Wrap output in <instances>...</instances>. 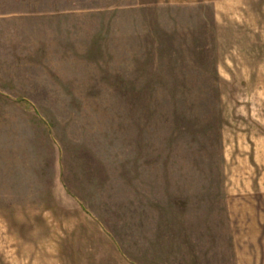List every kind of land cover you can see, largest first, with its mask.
I'll list each match as a JSON object with an SVG mask.
<instances>
[{"label":"rangeland","instance_id":"obj_1","mask_svg":"<svg viewBox=\"0 0 264 264\" xmlns=\"http://www.w3.org/2000/svg\"><path fill=\"white\" fill-rule=\"evenodd\" d=\"M23 65L52 103L0 109V264H264V0H0Z\"/></svg>","mask_w":264,"mask_h":264},{"label":"crops","instance_id":"obj_2","mask_svg":"<svg viewBox=\"0 0 264 264\" xmlns=\"http://www.w3.org/2000/svg\"><path fill=\"white\" fill-rule=\"evenodd\" d=\"M39 60L41 62H45V54H43V58ZM27 67L28 65H23L18 69H12V75L8 74L3 76L4 80L0 81V109L19 111L17 119H14L23 121L21 123L22 126H25V129L23 130H25V133L29 135V130H27L26 128L28 127L31 130L32 125L31 122H28L31 117L29 113H27V110L50 109L52 103V93L48 84L46 85V75L44 73L45 71L35 72L33 75L31 74V72H29V70H26ZM29 74L32 76H29ZM5 78H7V80H5ZM31 78L33 79L31 80ZM28 139L29 136H25L24 140L25 142H27L26 146H24L23 148H26V150L23 151L33 152V150L30 148L31 145L28 144L30 143ZM49 156L50 155L48 154V157ZM76 212L74 213L77 215L78 213Z\"/></svg>","mask_w":264,"mask_h":264}]
</instances>
